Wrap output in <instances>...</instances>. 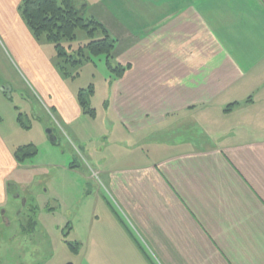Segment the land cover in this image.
Listing matches in <instances>:
<instances>
[{
    "label": "crops",
    "instance_id": "obj_1",
    "mask_svg": "<svg viewBox=\"0 0 264 264\" xmlns=\"http://www.w3.org/2000/svg\"><path fill=\"white\" fill-rule=\"evenodd\" d=\"M81 1L126 67L109 94L127 139L99 161L122 220L156 264H264V0ZM54 88L57 116L76 117ZM17 167L0 137L1 190Z\"/></svg>",
    "mask_w": 264,
    "mask_h": 264
},
{
    "label": "rangeland",
    "instance_id": "obj_2",
    "mask_svg": "<svg viewBox=\"0 0 264 264\" xmlns=\"http://www.w3.org/2000/svg\"><path fill=\"white\" fill-rule=\"evenodd\" d=\"M19 1H0V137L12 153L28 144L37 152L6 174L0 210L5 208V214L12 216L16 207L22 208L14 201L18 193L35 205L36 215L35 223L21 228L15 221L4 224L0 213V258L6 264H148L119 227L108 202L120 217L125 215L105 188L106 173L100 174L104 168L99 161L109 163L120 141L127 139L122 137L126 131L117 124L110 96L114 72L105 55L99 54L70 68L78 73L74 78L64 76L57 69L53 44L44 37L36 39L25 25ZM135 32L139 36L146 31ZM112 37L115 50L121 42L118 34ZM88 40L86 33L77 30L71 44L76 48ZM57 84L74 98L91 85L88 100L94 115L85 113L77 102L76 117L69 121L58 117L45 95L48 87L55 93ZM201 119L206 118H198L200 124ZM177 128L166 127V135L174 139L172 133H190Z\"/></svg>",
    "mask_w": 264,
    "mask_h": 264
},
{
    "label": "trees",
    "instance_id": "obj_3",
    "mask_svg": "<svg viewBox=\"0 0 264 264\" xmlns=\"http://www.w3.org/2000/svg\"><path fill=\"white\" fill-rule=\"evenodd\" d=\"M19 2L21 18L32 35L36 39L44 37L53 44L58 59L57 69L64 76L74 78L78 73L70 72V68L90 61L99 54L105 55L106 64L114 72L115 78L126 69L125 66L115 61L113 53L115 39L108 28L98 19L83 14L84 2L82 4H78L76 0H20ZM77 30L86 33L89 40L73 48L71 43L77 37ZM113 60L114 63H112ZM91 87L90 85L88 89H80L76 101L85 113L94 115V109L90 107L88 100V94L93 92ZM232 105L233 103L226 106L224 111H228ZM36 152L34 145H22L13 150V157L18 163ZM108 205L148 264H156L109 202Z\"/></svg>",
    "mask_w": 264,
    "mask_h": 264
},
{
    "label": "flooded vegetation",
    "instance_id": "obj_4",
    "mask_svg": "<svg viewBox=\"0 0 264 264\" xmlns=\"http://www.w3.org/2000/svg\"><path fill=\"white\" fill-rule=\"evenodd\" d=\"M18 193L13 195L14 201L18 206V201L21 205L22 208L18 209L17 207L14 209V213H12V216L6 215L5 208H1L0 213H1V219L4 224L10 225L13 221H15V224L21 228H29L31 226L30 224L33 222L34 223V218L36 215L35 212V205L34 204H28V200L25 197H18ZM34 202V200H33ZM0 205H4L3 202ZM23 209V211H22ZM25 210V212H24ZM29 224V225H28ZM15 238V237H14ZM5 263L1 258H0V264ZM6 264V263H5Z\"/></svg>",
    "mask_w": 264,
    "mask_h": 264
},
{
    "label": "water",
    "instance_id": "obj_5",
    "mask_svg": "<svg viewBox=\"0 0 264 264\" xmlns=\"http://www.w3.org/2000/svg\"><path fill=\"white\" fill-rule=\"evenodd\" d=\"M48 132H49V133H51V131H50V130H49ZM51 140H52V141H55V138L51 137Z\"/></svg>",
    "mask_w": 264,
    "mask_h": 264
}]
</instances>
